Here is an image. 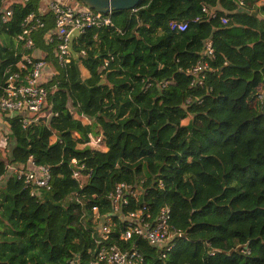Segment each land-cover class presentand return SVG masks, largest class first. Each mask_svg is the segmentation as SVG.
<instances>
[{"label": "trees", "instance_id": "1", "mask_svg": "<svg viewBox=\"0 0 264 264\" xmlns=\"http://www.w3.org/2000/svg\"><path fill=\"white\" fill-rule=\"evenodd\" d=\"M42 1L13 0L9 4L13 14L5 23L0 13V77L19 59L3 40L18 35L19 22ZM5 6L6 0H0V12ZM205 6L216 17H209ZM234 8L233 0H142L136 10L111 12L112 25L89 28L75 38L74 48L86 41L100 49L99 58L89 57L86 64L108 61L112 68L119 60L120 67L109 77L136 69L130 73L131 82L118 80L113 85L112 80H101L88 91L74 80L73 68L65 66L53 91L57 70L49 66L52 73L43 84L52 106L46 104L39 121L15 142L8 135L6 154L0 157V264H89L99 248L93 208L102 215L110 213L109 195L120 182L142 190L138 201L131 199V209L146 206L156 216L168 206L170 223L181 236L163 253L142 238L124 241V223L115 218L110 243L123 250L136 245L147 264H264V110L257 111L264 109V20L249 15L245 25L222 24L221 18L231 16ZM196 17L201 20L194 21ZM183 21L189 22L186 30L171 29L172 22ZM208 39L214 57L204 53ZM106 47L115 49L111 52L115 59ZM221 53L230 57L228 62L223 63ZM37 59L46 61V56ZM200 61L218 68L222 79L207 69L201 85L188 87L190 70ZM140 81L144 85L138 87L135 100L142 107L115 136L112 130L121 124L98 117L97 136L103 132L101 145H110V152L89 147L73 153L89 167L79 170L84 181L72 177L68 161H58L71 151L73 131L66 124L83 117L78 110L63 109H75L82 99L90 113L105 98L119 97ZM241 86L239 96L230 94ZM206 87H211L210 93L189 102ZM198 109L206 111H196L189 124L170 122L178 116L186 120ZM225 111L231 115L217 119ZM241 114L243 119L229 133L233 117ZM22 117L4 116L8 134L21 128ZM197 122L199 128H190ZM30 158L49 168L50 189L32 194L19 177V167ZM11 167L17 170L10 171Z\"/></svg>", "mask_w": 264, "mask_h": 264}, {"label": "clouds", "instance_id": "2", "mask_svg": "<svg viewBox=\"0 0 264 264\" xmlns=\"http://www.w3.org/2000/svg\"><path fill=\"white\" fill-rule=\"evenodd\" d=\"M43 4L45 6L42 7L40 3H35L34 7L30 9L27 15L19 22L21 32L18 35L12 37L11 40L5 37L2 42L4 45H7L10 48L11 55L19 56V59L16 60L14 67L10 66L5 70L3 77H0V87H2L3 84L8 85L7 89H3L7 96V98L4 100V103L8 109L3 114L8 118H12L25 111L28 113L27 116L22 117L21 128L8 134L12 142L16 141L18 135L25 134L29 125H31L34 121H39V116L36 114L37 112L31 111V109L33 104H40L41 101L37 100L32 102L26 100L24 97V92L25 90H31V86L36 82V79L34 78L39 79L42 77L45 64L37 61V57L41 56V51H43L44 56H46L47 65L56 66L57 79L51 81V87L53 91H55L59 79L63 78L61 74L65 70V66L73 68L74 80L79 81V83L82 84L88 91L96 87L101 80H106L107 82L112 80L114 82L113 85L116 84L115 81L118 80L126 79L131 82L130 73L136 71V69H127L126 72L129 74L124 76H116L114 74L113 76L109 77V72H113V69L120 67L119 60H117V63L113 65L112 68H108L107 61H102L100 64L90 67L89 64H86L84 61L89 60V57H91L92 60L98 59L100 49L87 45L86 41L83 43H78L76 48H72L71 37L73 33L79 35L80 32L83 31L84 25L91 21L87 18L81 19L80 17L73 19V17L76 15L77 9L76 6L70 2V0H54V2L43 0ZM233 4L235 5V8L230 10L239 9L243 12H246L248 15H255L258 21L264 20V0H250L249 4L243 3L242 0H233ZM96 23L98 26V22ZM57 30H59L61 33L67 34L63 42L52 41L49 38L50 34ZM98 35L99 34H97V36ZM22 40H26L27 42L22 44ZM205 48L211 57L212 49L208 47ZM104 50L108 51L110 58L115 59L114 57H111V52L115 50L114 48L109 49L106 47ZM64 52H68V55L64 57L63 62L61 63L60 58ZM120 55L121 54L118 52L117 56ZM221 56L224 57L223 63L228 62L230 58L229 56L225 57L223 53H221ZM81 57L83 59H80ZM234 58L236 59V57ZM25 61H27V63H25ZM198 65L197 71H199L200 67H208L210 71L217 72L218 80L222 79L218 68H213L207 63L198 62ZM145 67H147V65H145ZM17 81L20 82V88L14 91L13 89L16 87ZM136 83L137 87L127 90L119 97L113 95L111 98H105L102 103H100V105L90 113L85 112L82 99H78L76 101L75 109L71 107L63 109L65 111L78 110L79 115L83 117V120L74 118L72 121L66 124V128H71L73 131V136L70 138L71 151L68 153H63L60 157V161H58H68V168L71 169L72 177H79V170L89 167L85 163L81 162L83 160L82 157L75 156L73 153L89 147H99L97 140L98 138H102L103 132L100 131L99 137L97 136L98 130L101 129V122L97 118L103 116L106 121L111 120L121 124L120 129L112 130V133L115 136L118 135L119 131L124 130L123 122L135 115L136 110L142 107L141 105L137 104L135 96L138 87H143L144 81ZM195 84L196 81L194 80L190 85H188V87H193ZM242 91L243 86H241L240 89L231 91L230 94L232 96H239ZM210 92L211 87H206L203 92L192 95L189 102L198 101L201 95L208 94ZM155 93L159 95L158 89ZM43 99L44 97L41 96V100ZM44 103L48 104L49 107L52 106L49 101L45 100ZM125 104H128L127 109H124ZM160 110L163 111V103L160 104ZM260 110L264 109H257V111ZM121 111H123V115H121ZM196 111H206V109H198L188 113L186 115V120H182L181 117L178 116L175 120L170 122L179 126H181V124H189V121H192V118L196 115ZM42 114L43 113H41V115ZM230 115L231 114L228 111H225L223 115L218 116L217 119H223ZM241 119H243V114L233 117L234 123L233 127L228 130L229 133L235 131V128ZM165 122L169 123L168 120ZM45 123H47V121H45ZM77 125H79V127H77ZM189 126L190 128H199L201 126V122H197L196 124L190 123ZM63 130L65 129H61L60 131ZM133 131L136 133L139 132L135 129ZM147 132L149 133V136H151V130L149 129ZM141 138L144 139L145 137ZM170 138L171 137L167 133L166 139ZM90 140L91 143L89 142ZM110 148L111 146L106 144L101 151L103 153H108L110 152ZM116 170H119L118 167ZM188 176L185 177V179H187ZM62 178V176L58 177V179ZM115 210L119 211V208H116ZM163 211L164 209L161 208V213ZM135 215L138 216L139 213H136ZM147 226V224L144 225V227Z\"/></svg>", "mask_w": 264, "mask_h": 264}, {"label": "built area", "instance_id": "3", "mask_svg": "<svg viewBox=\"0 0 264 264\" xmlns=\"http://www.w3.org/2000/svg\"><path fill=\"white\" fill-rule=\"evenodd\" d=\"M13 0H6V6L1 10V21L8 22L10 17L13 14L12 8L9 7V4ZM28 1V0H25ZM49 2H54V0H49ZM243 3L249 4L250 0H242ZM43 3H41V6ZM45 6V5H44ZM43 7V6H42ZM137 8V7H136ZM134 8L133 10H136ZM76 15L73 17H80L81 19H89L91 22L84 25L83 31L80 32L79 36L86 33L89 28L101 26H109L112 25L111 12L103 14L100 12H96L87 6H79L76 7ZM203 11L209 15V17H216V12L214 10H209L206 6L203 7ZM248 14L239 9L233 10L231 16H224L221 18L222 24L228 25L229 23L235 25H245L248 21ZM201 20L200 17H196L194 21ZM261 21V20H259ZM189 22H172L170 24L171 29L184 31L188 28ZM66 33H61L59 30L53 31L50 34V39L53 41H61L63 42L65 39ZM25 43L26 40H22ZM205 47L212 49L211 57H214V47L211 39L206 41ZM204 53L210 57L209 52H207L206 48ZM68 55V52H64L60 58V62H63L64 57ZM38 62L44 63L45 68L42 73V77L36 79V82L31 86V90H25L24 97L28 101L35 102L40 100V104H33L31 111L37 112L36 114L39 116L40 111L45 107L47 100L48 92L44 87L45 79L52 73L49 71V66L47 65V61L43 59H37ZM27 63V61H25ZM200 63H207L205 61H200ZM208 64V63H207ZM108 65V61H107ZM198 63L190 70L192 75V81H196L195 85H201L203 83V79L205 77V71L209 69L208 67H200L199 71H197ZM8 85L3 89H7ZM20 88V82H16V87L13 89L14 91ZM41 96L44 97L41 100ZM7 98L6 93L2 90L0 92V111H7V106L4 103V100ZM24 116H27V111L21 113ZM51 115V112L48 113V116ZM35 122V121H34ZM101 138H98L97 144L98 148H104L101 145ZM17 170V168H16ZM19 177L23 179V182L27 188L30 189L32 194H35L37 190L41 188L50 189V180H51V172L48 167L43 165H38L34 162L32 158L28 160V163L21 165L18 169ZM79 177H76L78 180L82 178V175L79 173ZM119 189V190H118ZM142 194V190L139 187H134L125 182L118 183L114 190L109 195V199L112 205L111 212L108 214H100L99 209L97 207L93 208V219L94 222L98 225L97 229L99 232V239L97 242L99 244V248L97 249L93 259L89 264H147L144 255L138 250L136 245H133L130 249L123 250L118 244L110 243L113 227L115 222L113 223L115 218H120L124 223V231L121 233V238L124 241H129L131 238L138 237L146 240L150 245L155 246L161 252L166 253L171 250L174 240L181 236V232L175 229L171 223V210L168 206L162 207L164 211L161 213V209L156 216H152L148 211L146 206L138 209H131L130 206L132 204L131 199L138 201L139 197ZM78 201H80L77 198ZM119 208V211L115 209ZM139 213V215H135ZM148 225L144 227V225ZM74 264V262H71Z\"/></svg>", "mask_w": 264, "mask_h": 264}, {"label": "water", "instance_id": "4", "mask_svg": "<svg viewBox=\"0 0 264 264\" xmlns=\"http://www.w3.org/2000/svg\"><path fill=\"white\" fill-rule=\"evenodd\" d=\"M85 6L91 8L96 12L103 14L113 11H125L133 10L136 8L142 0H80ZM76 33H73L71 37V47L74 48V40L78 37Z\"/></svg>", "mask_w": 264, "mask_h": 264}, {"label": "rangeland", "instance_id": "5", "mask_svg": "<svg viewBox=\"0 0 264 264\" xmlns=\"http://www.w3.org/2000/svg\"><path fill=\"white\" fill-rule=\"evenodd\" d=\"M72 4H74L76 7L80 6V2L78 0H70ZM0 113H2L0 111ZM9 140H8V128L7 126L0 125V157H3L4 154H6L5 148L8 147ZM9 151V150H8ZM16 167H11L10 171H15ZM82 181H84L83 178H81Z\"/></svg>", "mask_w": 264, "mask_h": 264}, {"label": "crops", "instance_id": "6", "mask_svg": "<svg viewBox=\"0 0 264 264\" xmlns=\"http://www.w3.org/2000/svg\"><path fill=\"white\" fill-rule=\"evenodd\" d=\"M42 3H43V1H42ZM42 6H44V4H43ZM77 7H78V6H77ZM43 56H44V53L41 52V56H40V57H43ZM40 57H37V58H40ZM0 125H3V126L6 125V122H5V120H4V116H3L2 113H0Z\"/></svg>", "mask_w": 264, "mask_h": 264}]
</instances>
